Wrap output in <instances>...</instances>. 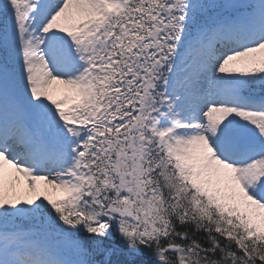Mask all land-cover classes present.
Returning a JSON list of instances; mask_svg holds the SVG:
<instances>
[{"label": "snow or ice", "instance_id": "obj_1", "mask_svg": "<svg viewBox=\"0 0 264 264\" xmlns=\"http://www.w3.org/2000/svg\"><path fill=\"white\" fill-rule=\"evenodd\" d=\"M0 264H264V0H0Z\"/></svg>", "mask_w": 264, "mask_h": 264}]
</instances>
